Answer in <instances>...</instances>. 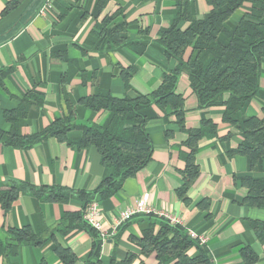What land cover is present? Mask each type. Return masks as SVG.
Here are the masks:
<instances>
[{"label": "crops", "instance_id": "obj_1", "mask_svg": "<svg viewBox=\"0 0 264 264\" xmlns=\"http://www.w3.org/2000/svg\"><path fill=\"white\" fill-rule=\"evenodd\" d=\"M8 1L0 0V13ZM98 1L55 0L49 11L40 14L44 0H24L0 20V69L11 68L0 82V129L10 128L4 112L16 108L27 92L37 91L41 101L30 99L25 116L18 120L19 132H39L56 119L70 116L77 128L69 130L67 138L76 139L81 135L78 126L89 121L101 123L105 114L93 115L80 103L81 98L100 90L118 97L150 93L163 74L175 66V60L164 55L155 39L159 30L175 19L177 0H105L95 16ZM189 1L196 17L210 9L205 0ZM117 9L121 14L109 25H122L130 40L136 39L144 46L141 53L128 46L97 49L99 24ZM244 12V7L235 10L227 26L236 25ZM130 65L134 72L130 87L126 88L120 72ZM259 87V96H264V66ZM176 91L185 99L187 128H197L201 118L216 125L215 135L203 136L198 141L194 153L196 177L184 186L182 153L188 150L184 144L187 134L179 130L173 115L163 116L153 104L143 109L148 117L146 131L153 144L152 158L127 178L115 194L95 198L96 218L108 230L120 211L135 205L145 195L156 209L178 215L186 231L206 237L204 245L213 264H247L241 254L245 246L256 255L250 264H264V236H257L250 225L251 221L264 220V208L243 203L246 189L240 182L245 175H262L264 162L249 172L244 156L227 151L240 142L239 133L222 121L223 107L197 108L185 72L178 78ZM245 116L262 117L260 98L249 103ZM227 134L230 137L226 139ZM108 173L93 147L78 149L55 136H47L26 148L0 141L2 189L15 181L59 187L69 193L91 191ZM83 210L72 193L66 201H50L24 192L6 211L0 205V240L8 237L7 229L23 226H29L43 239L41 243H21L15 253L0 255V264H89L93 232L80 218ZM150 221L135 214L118 226L113 235L101 241L98 264H158L154 252L141 253L139 240ZM59 249L64 250L65 257ZM194 252L192 247L189 254Z\"/></svg>", "mask_w": 264, "mask_h": 264}, {"label": "trees", "instance_id": "obj_2", "mask_svg": "<svg viewBox=\"0 0 264 264\" xmlns=\"http://www.w3.org/2000/svg\"><path fill=\"white\" fill-rule=\"evenodd\" d=\"M205 1L210 9L201 17H196L191 11L189 0H177L175 19L159 30L155 42L164 55L176 63L169 73L163 74L156 89L147 94L136 93L132 97H118L108 90H100L81 98L80 103L89 108L93 115L105 114L101 123L89 121L78 126L81 135L76 139L67 138V132L77 128L70 116L56 119L39 132L28 135L19 132L18 120L25 116L30 99L41 101L39 92L29 91L16 108L4 112L10 128L7 131L0 129V141L12 147L26 148L47 136H55L78 149L93 147L109 173L91 191H71L84 209L95 198L104 199L115 194L127 178L151 160L153 144L146 131L148 117L143 114V109L154 104L163 112V116L173 115L179 130L187 134L184 144L188 150L182 153L186 187L198 172L194 164L198 141L203 136L215 135L216 125L209 119L201 118L197 128L186 127L185 99L176 91L178 78L185 72L189 87L197 99L198 109L223 107L222 121L234 127L241 138L235 148L227 151L244 156L247 170L252 172L257 164L264 162V96H259L264 59V0ZM23 3L24 0H9L0 13V20ZM104 3L105 0L98 1L95 16ZM243 7L245 12L242 17L236 25L228 27L227 20L235 10ZM120 14L121 11L117 9L101 20L97 31V49L111 50L128 46L141 53L144 46L136 39L130 40L122 25H109ZM10 71V67L0 69V82ZM133 72L131 65L121 69L120 75L126 88L130 87ZM257 97L260 98L262 117L245 116V109ZM228 137L230 134L224 136L226 139ZM240 182L246 189L243 203L264 208V172L260 176H242ZM24 192L50 201H66L71 194L59 187L11 181L7 189L0 187V205L4 211ZM142 215L151 219L139 240L142 254L154 252L158 264H213L207 247L192 239L182 225H171L167 220L152 214ZM155 224H158L157 229ZM250 225L257 236H264V220L251 221ZM89 228L93 232L89 264H98L101 239L94 229ZM7 234L6 239L0 240V255L15 253L21 243L43 241L29 226L9 228ZM192 247L195 252L189 254ZM59 253L65 257L63 249H59ZM241 254L247 264L256 260V255L246 246L242 248Z\"/></svg>", "mask_w": 264, "mask_h": 264}, {"label": "built area", "instance_id": "obj_3", "mask_svg": "<svg viewBox=\"0 0 264 264\" xmlns=\"http://www.w3.org/2000/svg\"><path fill=\"white\" fill-rule=\"evenodd\" d=\"M55 0H44L41 7L39 8V13L43 14L49 11L52 7V4ZM135 214H152L156 217L163 218L168 221L171 225H182L181 218L173 213L163 211L161 209H156L151 204L148 203L147 198L145 195L139 197L133 206L126 207L124 210L119 212L117 218L114 219V223L111 225L110 229L103 228L101 221L98 220L96 217L98 215L97 203L95 200L91 201L86 205L83 210V220L85 223L94 229L98 237L104 240L106 237L113 235L123 222L130 219ZM188 235L198 241L200 244H204L206 241V237L203 235H198L192 231H187Z\"/></svg>", "mask_w": 264, "mask_h": 264}, {"label": "rangeland", "instance_id": "obj_4", "mask_svg": "<svg viewBox=\"0 0 264 264\" xmlns=\"http://www.w3.org/2000/svg\"><path fill=\"white\" fill-rule=\"evenodd\" d=\"M264 66V63L262 64V67Z\"/></svg>", "mask_w": 264, "mask_h": 264}]
</instances>
